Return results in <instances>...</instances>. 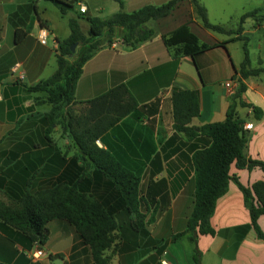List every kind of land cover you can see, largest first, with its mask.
Masks as SVG:
<instances>
[{"label":"crops","instance_id":"obj_1","mask_svg":"<svg viewBox=\"0 0 264 264\" xmlns=\"http://www.w3.org/2000/svg\"><path fill=\"white\" fill-rule=\"evenodd\" d=\"M121 1L123 10L132 12L169 0ZM198 1L206 8L209 22L226 31H236L241 26L240 32L218 33L206 28L191 0H181L168 15L153 22L155 33L151 39L128 48L121 40V28H116L112 45L94 52L82 66L74 93L78 101L73 105L75 115L85 112V101L121 84L127 86L137 102L132 112L96 140L98 147L139 178L140 212L147 231L145 235L130 231L127 204L115 208L112 214L117 227H126L135 237L120 235L116 230L117 245L107 250L110 264H194V243L189 234L175 240L171 237L184 231L193 208L192 148L203 146L208 140L199 133V127L225 119L231 94L237 88L243 41L235 37L247 38L250 68L264 69V0ZM79 4L85 5V13L79 12ZM119 9L117 0H76L73 8L62 14L51 0H0V152H16L8 162L5 160L9 154H1L0 182L12 186L20 196L26 191L36 193L56 185H73L109 211L122 200L112 180L91 175L92 168L76 157L77 148L59 125L53 126L47 139L46 126L39 119L51 105L36 100L44 96L42 92L27 90L55 71L57 41L69 35L70 18H77L81 31L87 34L89 17L107 18ZM254 10L240 23L242 14ZM182 25L201 43L215 47L195 60L188 55L174 58L163 36ZM40 27L48 31L44 44L37 39ZM16 29L25 32L19 42L15 41ZM228 81L230 86L226 85ZM242 81L245 90L241 100L248 106L237 103L235 114L244 124L252 125L244 132L243 152L246 157L264 162V73ZM173 89L198 93L199 113L190 122L197 134L191 139L173 128ZM253 106L260 109L258 116ZM229 173L244 186L258 180L264 182V173L257 166L238 169L232 163ZM257 223L264 233V215L258 217ZM210 225L214 235L203 234L197 239L202 264H264V239L250 225L243 194L233 180L217 199ZM46 226L49 233L41 246L45 255L34 259L30 256L34 245L30 247L27 238L13 234L14 229L0 220V261L93 264L88 247L78 244L80 239L73 225L52 219ZM8 236L15 239L14 244H10ZM56 254L63 256L55 257Z\"/></svg>","mask_w":264,"mask_h":264},{"label":"trees","instance_id":"obj_2","mask_svg":"<svg viewBox=\"0 0 264 264\" xmlns=\"http://www.w3.org/2000/svg\"><path fill=\"white\" fill-rule=\"evenodd\" d=\"M56 3L62 14L73 8L76 0H51ZM119 10L107 18L89 17V29L84 34L78 24L77 18L68 20L69 35L58 40L56 56V69L47 78L27 87L29 92H42L43 97H38L40 103L47 102L51 105L49 111L41 115L40 122L46 126L45 134L50 133L53 126L59 125L72 139L77 148L76 157L92 168L91 175H103L116 186L121 201L115 203L116 207L105 209L93 197L80 193L73 185H56L52 189L21 194L14 206L0 205V220L10 226L13 234L28 239L30 247L42 249L48 237L46 224L52 219H63L74 226L79 244L89 245L93 264H109L110 254L106 251L112 246L114 233L129 237L126 227H117L113 211L122 204H127L125 210L131 225L130 231L135 234H147L144 216L140 212L142 197L139 196V178L129 169L121 165L107 150L96 145V140L108 129L114 126L122 117L132 112L137 102L130 94L125 84L117 85L106 92L85 101L86 110L80 115H75L73 105L74 93L83 64L94 52L103 46H111L114 41V31L121 28V40L128 48L149 40L155 33L153 22L168 15L181 0H169L161 5H145L132 12L123 10V2L117 0ZM194 10L202 24L218 33L240 32L241 26L236 31H226L222 26L209 22L206 8L198 1L191 0ZM256 12L250 11L240 16V23L245 17ZM25 32L16 29L15 41L19 42ZM234 39L243 41V57L240 62L237 79V88L231 94L230 104L223 121L211 122L199 127V133L208 140L203 146L192 148L191 165L194 174V203L187 217L184 231L172 235L171 240L188 233L194 243L192 260L194 264H202L201 252L197 247L199 235H214L215 230L210 225L217 199L222 196L233 180L243 194L244 204L250 215V225L256 235L264 239V233L258 226L257 219L264 215V182H253L250 186L242 185L235 175L229 173L230 166L234 163L238 169H251L259 167L264 173V162L259 159L246 157L243 150L246 137L243 130L244 122L235 114L237 103L248 106L241 100L245 90L243 79L251 75L264 73L263 68H250L247 38L238 35ZM164 44L173 50L174 58L188 55L192 59L215 47L201 43L190 32L186 25H182L168 35L163 36ZM75 43L74 51L71 45ZM173 128L191 139L196 136V127L190 125L193 117L199 113L198 93L188 89H173L171 93ZM256 116L259 115L257 107H252ZM48 139V137H47ZM7 156L5 161L13 160L16 152H0ZM5 164V163H4ZM126 231V232H125ZM8 234H11L9 232ZM18 236V237H19ZM132 236L135 237L133 234ZM10 244L15 239L8 236ZM77 243L73 244L75 249ZM127 247V246H124ZM122 249L123 246H121ZM164 245L160 247L162 251ZM51 256V255H49ZM62 257L63 254H56ZM0 264H7L0 261Z\"/></svg>","mask_w":264,"mask_h":264},{"label":"rangeland","instance_id":"obj_3","mask_svg":"<svg viewBox=\"0 0 264 264\" xmlns=\"http://www.w3.org/2000/svg\"><path fill=\"white\" fill-rule=\"evenodd\" d=\"M10 187L12 188V186H10ZM10 187H9V185L5 184L4 182L3 183L0 182V205L4 204V205H8V206H14L17 204V200L20 197V194H18L16 191H14V189H11ZM29 193H32V191H29ZM113 235H114V240L112 242V246L110 247L111 249L115 248V246L117 245V241H118L117 233H114ZM78 242H76V243H78ZM86 246L88 247V249L90 251V255H91V250H90L89 245H86ZM108 250H110V249H108ZM106 253H107V251H106ZM107 254H109V253H107ZM91 258H92V256H91ZM190 260H191V257H190Z\"/></svg>","mask_w":264,"mask_h":264},{"label":"built area","instance_id":"obj_4","mask_svg":"<svg viewBox=\"0 0 264 264\" xmlns=\"http://www.w3.org/2000/svg\"><path fill=\"white\" fill-rule=\"evenodd\" d=\"M85 11H86L85 5L79 4V12L85 13ZM37 39L42 44L46 43V41L48 39V31L45 27L39 28V31L37 34ZM230 84H231L230 81H228L226 83L227 86H230ZM251 127H252L251 123L243 124V130H245V131L251 129ZM44 255H45V252L42 249H39L37 247H34L32 252L30 253V256L34 259H37V258L44 256Z\"/></svg>","mask_w":264,"mask_h":264},{"label":"water","instance_id":"obj_5","mask_svg":"<svg viewBox=\"0 0 264 264\" xmlns=\"http://www.w3.org/2000/svg\"><path fill=\"white\" fill-rule=\"evenodd\" d=\"M74 48H75V43L71 45L70 49H71V52L74 51Z\"/></svg>","mask_w":264,"mask_h":264}]
</instances>
